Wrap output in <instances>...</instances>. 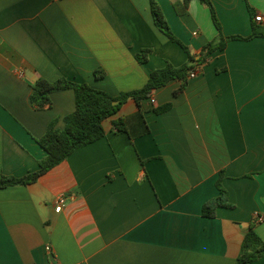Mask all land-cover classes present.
<instances>
[{"label": "crops", "instance_id": "0c3cea01", "mask_svg": "<svg viewBox=\"0 0 264 264\" xmlns=\"http://www.w3.org/2000/svg\"><path fill=\"white\" fill-rule=\"evenodd\" d=\"M157 1L198 59L218 36L210 10L200 0ZM211 2L226 37L249 36L254 22L264 28V0H248L254 16L243 0ZM187 61L155 26L150 0H0V175L38 171V140L75 111L72 90L34 108L39 79L116 97ZM194 72L178 94L182 83L172 81L141 108L129 98L104 121L105 137L36 183L0 189V264H235L252 228L264 239V38L232 41ZM222 171L234 208L204 218Z\"/></svg>", "mask_w": 264, "mask_h": 264}, {"label": "trees", "instance_id": "16d2710c", "mask_svg": "<svg viewBox=\"0 0 264 264\" xmlns=\"http://www.w3.org/2000/svg\"><path fill=\"white\" fill-rule=\"evenodd\" d=\"M200 1L210 10L218 36L214 41L203 47L200 57L196 59L190 49L174 35L159 2L157 0H150L155 26L170 41L182 47L188 55V61L180 67H175L168 63L164 68L153 71L145 87L140 90L123 93L115 97L106 92L96 90L88 84H78L66 79H60L55 82L39 79L34 84L30 97L34 108L42 110L45 107H50L51 95L53 93L72 90L75 95V111L65 118L63 130H58L56 123L52 122L45 135L38 140V144L46 152V157L39 161V170L23 177L0 175V189L34 184L42 175L66 161L78 149L93 144L105 137L104 121L115 115L129 98L133 99L141 108L142 102L149 99L155 90L165 87L172 81H180L182 83L180 89L176 92L178 94L185 89L190 73L200 70L209 61L212 54L225 50L228 43L232 41L248 42L256 38H264V28L258 27L255 22L252 24V33L247 37L224 36L222 26L211 0ZM243 1L247 4L249 12L254 16V10L249 5L248 0ZM189 2L190 0H185L186 4ZM151 53V49L142 50L137 55L138 62L140 64L146 63ZM103 76L104 72H96L97 78ZM170 108V104L165 105L158 108L156 113H164ZM223 179L224 172L222 171L216 182V187L220 194L203 205L202 215L204 218H215L218 208H234L229 202L227 190L223 187ZM262 258H264V239L252 228L244 237L240 254L235 264H252Z\"/></svg>", "mask_w": 264, "mask_h": 264}, {"label": "built area", "instance_id": "2783aa9c", "mask_svg": "<svg viewBox=\"0 0 264 264\" xmlns=\"http://www.w3.org/2000/svg\"><path fill=\"white\" fill-rule=\"evenodd\" d=\"M255 21H256V22H261V21H262V17H261V16H256ZM196 75H197V73L194 72V71H192V72L190 73L189 77H190L191 79H193V78L196 77ZM65 203H66V199H65V197H63V196H62V197H59V198L57 199V202H56V205H57V206H56L55 211H56L57 213H60L61 210H62V208L64 207ZM253 222H254V224H260V223L263 222V217H262L260 214H256V215H254V217H253ZM51 251H52L51 248L48 247V252H49V253H52Z\"/></svg>", "mask_w": 264, "mask_h": 264}, {"label": "water", "instance_id": "95a60500", "mask_svg": "<svg viewBox=\"0 0 264 264\" xmlns=\"http://www.w3.org/2000/svg\"><path fill=\"white\" fill-rule=\"evenodd\" d=\"M117 104V103H116Z\"/></svg>", "mask_w": 264, "mask_h": 264}]
</instances>
